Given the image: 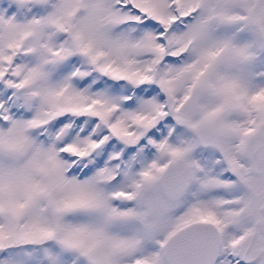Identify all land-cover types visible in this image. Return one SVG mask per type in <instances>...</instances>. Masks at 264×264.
<instances>
[{
    "label": "snow or ice",
    "instance_id": "6c2138e0",
    "mask_svg": "<svg viewBox=\"0 0 264 264\" xmlns=\"http://www.w3.org/2000/svg\"><path fill=\"white\" fill-rule=\"evenodd\" d=\"M0 264H264V0H0Z\"/></svg>",
    "mask_w": 264,
    "mask_h": 264
}]
</instances>
